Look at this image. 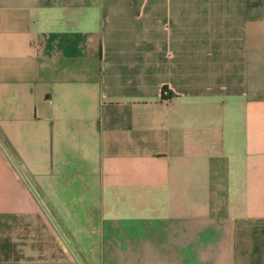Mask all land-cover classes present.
Listing matches in <instances>:
<instances>
[{"label": "crops", "instance_id": "obj_1", "mask_svg": "<svg viewBox=\"0 0 264 264\" xmlns=\"http://www.w3.org/2000/svg\"><path fill=\"white\" fill-rule=\"evenodd\" d=\"M0 264H264V0H0Z\"/></svg>", "mask_w": 264, "mask_h": 264}, {"label": "built area", "instance_id": "obj_2", "mask_svg": "<svg viewBox=\"0 0 264 264\" xmlns=\"http://www.w3.org/2000/svg\"><path fill=\"white\" fill-rule=\"evenodd\" d=\"M163 94H164V95H167V94H168V91L165 89V90L163 91Z\"/></svg>", "mask_w": 264, "mask_h": 264}]
</instances>
